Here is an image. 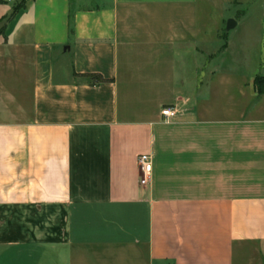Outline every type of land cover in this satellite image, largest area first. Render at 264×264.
<instances>
[{"label": "crops", "instance_id": "obj_1", "mask_svg": "<svg viewBox=\"0 0 264 264\" xmlns=\"http://www.w3.org/2000/svg\"><path fill=\"white\" fill-rule=\"evenodd\" d=\"M13 1L0 264H264V64H236L227 34L250 17L264 36V0L228 29L222 0Z\"/></svg>", "mask_w": 264, "mask_h": 264}, {"label": "rangeland", "instance_id": "obj_2", "mask_svg": "<svg viewBox=\"0 0 264 264\" xmlns=\"http://www.w3.org/2000/svg\"><path fill=\"white\" fill-rule=\"evenodd\" d=\"M259 0H225L221 2L220 9H211V14L222 13L229 18L232 15H238L240 12H246L248 16L256 13V3ZM14 2V1H13ZM225 18V20L227 19ZM253 19V18H252ZM253 20L246 17L235 27L228 29L230 56L236 64H241L243 68H249L256 65L253 72L264 64V36L253 31ZM225 26V23H224ZM259 32V30H258ZM261 71V68H259Z\"/></svg>", "mask_w": 264, "mask_h": 264}, {"label": "built area", "instance_id": "obj_3", "mask_svg": "<svg viewBox=\"0 0 264 264\" xmlns=\"http://www.w3.org/2000/svg\"><path fill=\"white\" fill-rule=\"evenodd\" d=\"M160 114L164 120L175 115V107L173 104H167L160 108ZM136 165L140 180L147 181L150 177L151 159L148 152H140L136 155Z\"/></svg>", "mask_w": 264, "mask_h": 264}, {"label": "trees", "instance_id": "obj_4", "mask_svg": "<svg viewBox=\"0 0 264 264\" xmlns=\"http://www.w3.org/2000/svg\"><path fill=\"white\" fill-rule=\"evenodd\" d=\"M24 0H15L12 4H11V11L10 14L13 13L14 11H16L19 7L22 6ZM86 75L90 76L91 78H93L95 81H102L105 80L106 78L101 76L98 73H87ZM253 82L255 85V89L258 92H263L264 91V75L258 74L256 73L254 78H253Z\"/></svg>", "mask_w": 264, "mask_h": 264}, {"label": "water", "instance_id": "obj_5", "mask_svg": "<svg viewBox=\"0 0 264 264\" xmlns=\"http://www.w3.org/2000/svg\"><path fill=\"white\" fill-rule=\"evenodd\" d=\"M234 23H235V21L233 18H231V17L227 18L225 20V29L232 27Z\"/></svg>", "mask_w": 264, "mask_h": 264}]
</instances>
